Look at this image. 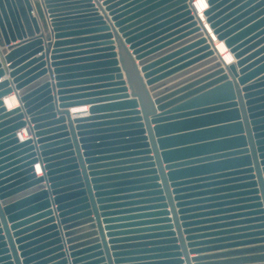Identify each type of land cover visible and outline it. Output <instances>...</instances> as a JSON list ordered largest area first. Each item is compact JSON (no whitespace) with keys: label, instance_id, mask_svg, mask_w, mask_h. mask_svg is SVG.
Instances as JSON below:
<instances>
[{"label":"water","instance_id":"obj_1","mask_svg":"<svg viewBox=\"0 0 264 264\" xmlns=\"http://www.w3.org/2000/svg\"><path fill=\"white\" fill-rule=\"evenodd\" d=\"M192 1L0 0V264H264V0Z\"/></svg>","mask_w":264,"mask_h":264},{"label":"bare ground","instance_id":"obj_2","mask_svg":"<svg viewBox=\"0 0 264 264\" xmlns=\"http://www.w3.org/2000/svg\"><path fill=\"white\" fill-rule=\"evenodd\" d=\"M206 7H207L206 0H193L192 4H191L192 14H195L200 19L202 24L204 25L205 30L208 32V34L211 37V40L213 42V45L215 47L217 54L219 55V57L222 60V63L225 65H229V64L234 62V59H233L232 55L230 54V52L228 51V49L223 44V42L216 40L215 36L212 34L208 25L205 23L203 12L206 9ZM223 56H226L229 58V63H225V61H224L225 57H223ZM4 105L7 109H12L18 105V101L14 97V95H9V96L4 98ZM72 112H73V114L82 113L81 111H79V109L72 110ZM74 117H76V116H74ZM38 170H39V167L36 168V171H38ZM39 175H41V173Z\"/></svg>","mask_w":264,"mask_h":264},{"label":"built area","instance_id":"obj_3","mask_svg":"<svg viewBox=\"0 0 264 264\" xmlns=\"http://www.w3.org/2000/svg\"><path fill=\"white\" fill-rule=\"evenodd\" d=\"M77 109H79V111L85 113L84 115H86L88 106H78L75 108H71L70 109L71 114H72V110H77ZM16 137H17L18 141H24L25 139L31 137V133H30L29 128L27 126H25L23 128H20L19 130H17L16 131ZM37 167H39V170H40L39 163L35 164V173H36V175H39L41 173V170L36 171Z\"/></svg>","mask_w":264,"mask_h":264},{"label":"crops","instance_id":"obj_4","mask_svg":"<svg viewBox=\"0 0 264 264\" xmlns=\"http://www.w3.org/2000/svg\"><path fill=\"white\" fill-rule=\"evenodd\" d=\"M223 57H225V59H224V61H225V63H229V58L228 57H226V56H223ZM84 114L85 113H80V114H78V113H76V114H73V112H72V117H74V116H84ZM232 249H234V248H232ZM193 256H195V254H190L189 255V257H193Z\"/></svg>","mask_w":264,"mask_h":264}]
</instances>
